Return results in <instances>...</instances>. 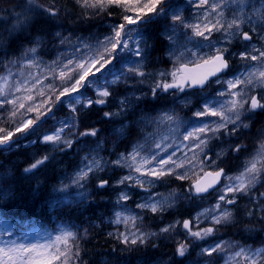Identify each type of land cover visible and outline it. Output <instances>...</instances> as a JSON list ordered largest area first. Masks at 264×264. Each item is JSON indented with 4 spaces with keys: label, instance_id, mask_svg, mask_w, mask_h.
I'll return each mask as SVG.
<instances>
[{
    "label": "snow or ice",
    "instance_id": "6c2138e0",
    "mask_svg": "<svg viewBox=\"0 0 264 264\" xmlns=\"http://www.w3.org/2000/svg\"><path fill=\"white\" fill-rule=\"evenodd\" d=\"M165 0H71L69 4L66 0L64 4L58 3V0H47V3L41 0H25L24 13L18 14L15 17V22L8 29V41L0 35V47H5L11 38L30 28L36 16H46L49 19H58L62 14L67 16L72 10V5L78 7L80 15L84 19H89L107 11L110 6L121 8L124 23L117 24L112 29V34L105 36L102 40H98L95 46L83 45L87 52L82 58H69L67 64L61 68L60 78L62 80H71L72 83L68 87H64L60 95L56 97L60 100L61 96L68 95L83 88L86 83H90L89 77L94 76L96 72L101 71L107 64H110L114 59V54L121 49H128L129 31H126L128 25L154 23L153 17L166 15L163 5ZM235 6L231 9V6ZM246 0H196L195 8L197 10L204 9L202 13L203 20L197 16L196 23L187 22L179 13H173L171 16V25L165 35L172 47L169 49L168 55L172 59L174 68L170 72L157 73V79L151 87V95L153 99L159 96V92L168 93L171 89H176L183 92L185 85H195L203 88L209 83L210 77H217L219 73L228 70L232 63V58L238 59L241 62V71L233 79L224 81L227 84L228 91H219L220 97H230V99L217 101L215 104L205 103L202 111L194 113L197 118L210 117L217 118L211 123H204L194 127L192 131L184 135L185 140H195L196 147L203 152L208 147L212 139H220V134L226 136L243 137L245 133L251 134L250 130L256 121V117L264 114V4L260 8L254 9L251 15L245 13ZM225 9L231 10V18H227ZM134 12L135 16L127 15L126 13ZM214 14V15H212ZM111 15V13H109ZM255 17V19H253ZM250 25L249 30H245V25ZM177 26L185 30H190L192 36L209 42V47H214L215 51L206 54L203 57L198 56L191 49H184L177 52L175 48L174 36L177 32ZM213 32L221 33L222 39L217 45L212 44ZM187 35V31L185 32ZM60 37V43H70L68 38L61 37L59 32L56 33ZM191 38H189L190 40ZM260 41V46H257L255 40ZM235 40L242 42V50L232 52L229 48ZM37 43H33L31 47H25L22 56H35L37 52ZM148 47L147 41L143 42L142 47H138L135 55L141 57V60L136 62L134 66H129L126 73H121L115 77L110 84H118L121 81L128 83L136 77L141 78L137 83H144V78L150 74L144 70L143 57ZM76 51H80V47H76ZM90 53V54H88ZM196 57V60L187 59L188 55ZM19 62L16 60H7L0 62L6 70L5 75H0V109H5L7 119L0 116V122L10 124L15 121L18 114V109H25L24 100H32V96L19 97L15 93H19L26 89L24 84H16L14 90L9 87V79L12 76L11 66ZM54 63L59 64L60 59ZM194 65L190 67L189 65ZM69 66H73L69 68ZM95 67V72L92 71ZM66 69L68 71H66ZM71 73V74H69ZM171 77V82L167 81V77ZM217 84L221 83L217 78ZM42 94V93H41ZM146 95V94H144ZM113 97V91L109 87L97 88L96 98L88 99L81 102L78 98L71 106V112L75 118L74 123L62 122L61 126L51 134L43 136V143L51 144L54 150L65 151L71 149L74 145L76 137H99V129L95 127H86L80 131V109L75 105L79 104L84 109H91L93 106H105ZM139 101L142 96H121L118 107L115 112L104 111L103 117L105 120H112L113 117L128 115L130 109H133L132 100ZM19 101V103H18ZM7 106H11L10 109ZM26 111L32 112V107H27ZM48 112L52 109L48 108ZM39 119V116L37 117ZM35 123L32 119H21L19 123H15L14 128L0 127V148L10 150L12 138L16 133H22L32 128ZM136 124H161L171 123L177 124L175 114L164 113L155 120L149 117H141ZM231 126V127H229ZM69 129V135H64L65 130ZM173 131L175 129H172ZM258 131V144L255 149L249 153L246 158L243 168L234 176H226L225 170L219 168L217 171L206 172L205 176L211 177V181L201 185L199 181L193 185L197 195L207 193L210 188H213L220 181L222 176L230 182L224 188L220 189L222 193L218 197V202L212 209H207L199 213L197 220L201 216L211 218L210 227L193 231L190 220L176 221L161 227L159 233L144 232L138 226V221H142V217L132 213L128 209H121L115 212V219L112 221L115 224H123L127 231L118 232L115 234V239L122 245L125 250L132 251L140 246L147 245L151 237L164 236L171 234L178 224H182L187 235L197 240H203L206 237L212 236L218 231L217 226L235 225L236 218L234 215V207L238 204L240 198L247 197L249 207H247L245 215L248 218L245 223L244 231H255V224L264 225V192L254 191L257 185L264 187V125ZM118 139H127L132 135V125L121 123L119 128L115 129ZM152 134L144 136L141 140L137 138L131 146L130 151L120 152L117 159L110 163L117 168H125L128 170L127 175H123L116 181V186L128 184L130 187H140L149 195L144 198L143 202L138 203L136 207L141 211H148L155 214H162L167 208L173 207L175 203V192L167 195L161 193H151L150 189L155 187L153 181L160 180L165 176L175 175L176 180L187 178V173L181 175L175 172V169L183 168V162H176L169 156L167 159L157 161L159 153H151L149 149V140L152 139ZM166 138V137H165ZM104 141L97 143L95 149H91L92 154H86L82 158V166L75 172L71 178V184L84 188L91 176L97 173L104 172L109 164L103 157L98 155L102 149ZM161 143L155 142V148L159 149ZM230 150L234 153L247 150L245 143L237 142L231 144ZM227 155L226 151L217 153V158ZM50 160V156H44L35 159L28 167L24 168L25 173H31L34 170L45 165ZM157 163L160 165L156 166ZM172 164L173 168L166 166ZM135 173L136 175H133ZM145 177L147 179H141ZM110 180L99 178L96 185L97 188L109 187ZM67 185L61 188V191L66 190ZM81 195H84L81 193ZM87 198V197H85ZM130 198L127 192H121L117 198V204L126 202ZM233 206V207H228ZM258 214V215H257ZM130 226V227H129ZM109 233V236H113ZM87 237V230L83 236H79L72 231H62L57 235L55 241L49 245H17L12 242V246L0 247V264H37L32 258V253L36 252L45 259L41 264H55L59 261L60 264H76L81 257L80 239ZM62 245V247H61ZM152 247H156L152 244ZM188 243L178 242L175 248V255L185 257L188 253ZM39 249V251H38ZM54 249V251H46ZM238 249V250H236ZM226 254L225 264H232L239 258L244 264H264V245L253 248L252 246H240L231 241L216 243L212 247L202 248L201 255L208 257L204 264H214L212 257L214 254ZM27 254V255H25Z\"/></svg>",
    "mask_w": 264,
    "mask_h": 264
},
{
    "label": "rangeland",
    "instance_id": "374dc122",
    "mask_svg": "<svg viewBox=\"0 0 264 264\" xmlns=\"http://www.w3.org/2000/svg\"><path fill=\"white\" fill-rule=\"evenodd\" d=\"M195 3H196V0H183L182 2L181 1L176 2V3L174 2L171 5V7L166 10V16H164V20H163L165 25L161 33H162V37L165 39L167 43L166 57L172 63L173 61L172 59L169 58V55H168L169 49L172 47V45L169 44V41L165 35L166 31L169 30L170 25H171V16L173 13H179L189 23H196L197 16H200L201 17L200 22L201 23L206 22L203 20V17H202V13L204 9L197 10L195 8ZM262 4H264V0H246L245 13L248 15H251L254 9L260 8ZM234 8H235L234 5L231 6V9H234ZM225 11H226L227 18H231V10L225 9ZM126 14L135 16L134 12H129ZM253 19H255V17H253ZM115 25L117 24H114L113 26H109L108 23H105L103 26L104 28L101 29L99 35H88L86 37H82L78 39L76 36H74L71 33L70 35L72 36L74 40L69 39V36H65L66 38H68V41H70V43L66 42L64 44H61L60 40L58 43H55V45L53 46L51 43L45 48V50L51 54V56L48 59L40 55L41 54L40 46L42 45L43 40L35 39L34 42L38 44L37 52L35 56L34 57L29 56L24 61H22L19 66H15L11 68L12 76L9 79L10 89L14 90L15 85L18 83L24 84L26 86V89H30V91L22 90L19 93H15V95L19 97H26L29 95L32 96V100L23 101L25 103V109H18V114L15 118V121L12 124L15 125V123H17L18 120L23 119V113H21V111L23 112L26 111L27 107H32L34 109V111L32 112L36 113L37 116H42L46 114L48 112L47 111L48 106H46V103H44V97L45 95L48 94L49 90L53 89L54 87H57L61 92L64 87H68L72 83L71 80H62L60 78V71H61V68L64 66V64H67V61L69 58L74 59V61L76 59L82 58L83 54L87 52V49H85L83 45L87 44V45L95 46L98 40H102L105 36L112 34V29ZM137 26L141 28L140 24L128 25L126 28V31H129V36L126 37V39H128V44H129L128 49L118 50L114 54V59L112 60L110 64H107L103 69H101V71L96 72L94 76L89 77L90 83H86L84 87L91 88L95 95V98H96L97 88L109 87L111 90H113L115 87L123 84L124 83L123 81H121L118 84H110L109 82L114 80L115 77L119 76L121 73H126V70L129 66H134L136 62L141 60V57H138L134 54L136 49L138 47H142V44H143V37L141 36L140 30ZM244 27H245V30H249L251 26L246 24ZM186 31H187V35H185ZM189 38L191 39L189 40ZM221 39H222L221 33L213 32L212 34V44L213 45H217ZM174 41H175V48L177 52L184 50L186 48V49H191L193 52H196L198 56L203 57L206 54H209L210 52L215 51L214 47H211V48L209 47L208 41H204L202 39L192 36V33L190 30H185L180 26H177V32L174 36ZM254 42L256 43L257 46H260V41L258 39L255 40ZM78 46L80 47V51H76V47ZM53 48H54V51L51 52ZM229 48L232 52L240 51L242 50V42L239 40H235L231 45H229ZM58 58L60 59V63L59 64L54 63V61H57ZM144 59H145V55L143 57V63H144ZM187 59L196 60V57H193L189 54L187 56ZM232 61L233 63H232L231 69L228 70L225 76L220 78L221 83L217 84L215 82L207 90L200 92V95L198 96V100H199L198 105L196 108L193 109V112H192L193 116H195L194 113L198 111H202L205 103L215 104L217 101L230 99V97H227V96L220 97L217 95V93L219 91L227 92L228 91L227 84L224 83V81L233 79L241 71V62L235 58H232ZM166 65L168 64H166L164 61H162L161 66L157 64L154 65V55L152 53V55L150 56V63L147 69H149L148 70L149 72L152 71L153 69H156V70L154 72H150L149 73L150 75L144 78L145 82L142 84H138L137 82H135V79H137L138 77L131 79L129 83L130 82L133 83L132 89L125 90L120 96H118L116 103L117 104L119 103V99L121 98V96H129L133 93L135 94V96H142V99H146L149 97L151 98L152 97L151 87L154 85L155 80L158 78L157 73L172 71V70L163 71L161 67L166 66ZM71 67L73 66H69V68ZM66 71L68 70L66 69ZM92 71L95 72V67H93ZM5 74H7L5 69L0 71V75H5ZM167 81L171 82L170 76L167 77ZM78 98L81 100V102L87 100L84 98V90H81V88L74 93L64 95L63 102H64V106L66 109L65 111L67 112V114L62 117H57L55 115L50 116L51 121L55 125H58V128L61 126L62 122H68L70 124L75 122V118L70 109H71V106H73L76 99ZM142 99H140L139 101H136L135 99H133L132 105L134 106L136 102H140ZM163 99L165 100L167 99V101H169V99L166 97H164ZM176 99H177L176 102L179 101L180 104L190 105L191 103L194 102L196 97L193 98L191 93H186L184 91L183 92L177 91ZM150 100L153 101L154 103L157 102V98L156 99L151 98ZM42 105L43 107H46V108H43ZM75 106L78 108V106L80 107L81 105L76 104ZM163 107H164L163 105L154 106V108H156L155 111H157L158 109L160 110ZM41 108H42V111L40 112ZM131 110L132 109H130V111ZM0 111H3V109H0ZM155 111L153 112L154 114L153 116H147V117L155 120L157 117L162 116L164 113H169V114L174 113L175 116L177 117V122L179 126L177 127V124H171V123H161L159 125L154 124V123L147 124V125L136 124L135 122L137 120H140L139 118H136L135 122H132L134 125H136V128H138L135 132L136 134H135V138L133 142L137 138L143 140L144 136L148 134H152L153 138L149 140L148 151L151 153H157V152L159 153V155L156 158L157 161H159L160 159H167L169 156H171L173 161L183 162L184 167L175 169V172L181 175H184L185 173H187V178L183 180L186 181L185 183L188 182V184L194 181L196 178H198L200 174H202L205 170L217 169L221 165L222 160L225 155L220 158H217V153L221 151H226V152L228 151L229 146L232 144L230 142L231 140H229L230 136L224 135L222 137L223 134H220L221 138L218 140L212 139L209 142L208 147L205 148L203 152L200 150V148L196 147L195 140H185L184 139V135L187 132L192 131L194 127L200 126L204 123H211L212 120H215L217 118H210V117L197 118L195 116L196 119L194 121L188 120L190 117V113H187V114L184 113L180 115L179 117L173 111V107L171 106L167 107L166 110L160 112L158 115L155 114ZM118 117L121 118L122 116H118ZM121 123L128 124V122H125V120H122V119L116 120L115 122L108 124V131H110V136L114 137V142H111L112 147L116 146V144L120 140L117 138L115 129L119 128ZM106 126L107 124L104 123V128ZM104 128H102L101 130H104ZM98 129L100 130V128ZM172 129H175V130L173 131ZM69 131H70L69 129H66L64 135L66 136L69 135ZM47 134H51V133H47ZM254 140L256 144L254 145V148L250 150L249 153H251L258 144V132L255 134ZM42 141H43V137L41 138L40 142L43 145H46L49 148L54 149L53 145L45 144ZM157 141L161 143V147L159 149L155 148V142ZM132 143L130 144L129 148L126 149L125 151L131 150ZM96 145H97V142H95L92 139H89V140L83 139L78 142L75 149H73L74 154L76 155L75 163L70 165L71 167L70 169L68 170L63 169L61 172H58L57 174L56 185L53 188V193L57 194V197L53 198V204L60 205V204H63V202L66 204L73 203V202H79L85 197H87L93 188L98 189L100 191L103 190V188H97L96 185L98 183L99 178L109 177L111 172L108 171L107 169L104 172H100L94 176H91L90 179L87 182H85L84 188H78L71 184L72 176L79 169V167L82 166V158L85 157L86 154L88 155L92 154L90 150L95 149ZM102 149L99 150L98 155L105 159V155L102 153ZM249 153L246 155V157L244 156V160L242 159L243 162L240 163L234 169H232L226 176H234L238 174L239 171L242 170L244 162L246 158L249 156ZM118 155L113 160L117 159ZM207 156L210 157L208 161H206ZM156 166L159 167L160 165L157 163ZM166 167L173 168L174 165L169 164ZM127 174H128V170L123 168L122 172L110 181L111 186L105 188L111 192L110 193L111 198L109 202L115 206L114 212L111 214V216L106 218L107 223H110L113 226H115V229L109 230L108 234L113 233L114 235L110 237L114 239L119 245H122V244H120L115 239V234L118 232H125L127 231V229L125 228L123 224H115L112 222L115 219L114 214L116 211L121 210V209H128L132 213L138 214L139 216H143L146 213L153 215V213L148 212V211L141 212L137 207H135L138 203L143 202L144 198L149 195L148 192H145L140 187H137L138 189L137 191L133 189V187H130L127 183L124 185L116 186V181L119 180L121 176L127 175ZM132 174L136 175L135 173H132ZM141 179H147V178L141 177ZM171 179L176 180L175 175L165 176L160 180H155L153 181L155 187L150 189L151 193H161L164 195H167L171 192H175L174 206L167 208L164 212H166L168 209H172L176 207L177 205H179V203H183L185 206L188 207L189 202L192 200L187 185H182L181 186L182 189H180L179 186L177 188L173 186L170 187L168 186V181ZM228 183L230 182L226 178H224L223 182L214 192L213 196H208V197L203 198V200L200 201L201 203L198 204L197 209L193 211L192 213H189L191 211L188 210L186 214L188 213L189 214L186 217H183L182 220L174 219L170 223H164L163 225H161L160 227L156 229L144 231V232L159 233V230L161 227H164L168 224L175 223L176 221L182 222L185 219L191 221V228L193 231L212 226L210 216L207 218L201 216L199 220H197L196 217L202 211L213 208V206L218 202V197L222 194L220 192V189L224 188ZM65 185H67L66 190L61 191L60 189L63 188ZM122 191L127 192L129 194L130 196L129 200L131 199V197H134L131 203L130 201H126V202H121L120 204H117V198ZM255 192L258 194V192H264V191H262L259 188ZM81 193H83L84 195H81ZM98 194L101 195L99 192ZM5 197H6V191L3 188V186L0 185V199L2 198L5 199ZM58 198H60L59 199L60 204L55 201V199L58 200ZM246 203H248L249 205L247 197L240 198L238 204L234 207V211L236 212L238 209L243 210V207L246 205ZM228 207H233V206H228ZM176 229L181 235H183V237L188 238L187 241H190V243H192L191 250L193 254L188 253L189 258L187 259L186 264H204V262L209 258L201 255L202 248L212 247L216 243H220V242H228L227 238L220 237L216 233L212 236L206 237L203 240H197L187 235V232L186 230L183 229L182 224H178ZM90 230L91 232H94L96 234L98 232L97 229L94 227L90 228ZM62 231H69V230L66 228H59L57 232L53 234L52 236H49L48 233H45L39 230H32L20 238V237H17L13 233L12 226L9 222L3 221L0 219V247H5V246L11 247L12 242H15L17 245H25V246L49 245L55 241L56 236L60 235ZM243 235L245 238H247L248 236L246 235H249V232H246L243 230ZM95 237L97 238L96 235ZM161 238H163V236L151 237L150 241L156 242ZM255 245L256 244H249V246H252L253 248ZM262 245H264V243H262ZM46 251H51V249H48ZM32 258L37 262V264H41V262L45 259L44 256H40L36 252L32 253ZM212 259L214 261V264H225L226 254L224 253L215 254V256H213ZM232 264H244V262L241 261L239 258H237L236 261L232 262Z\"/></svg>",
    "mask_w": 264,
    "mask_h": 264
},
{
    "label": "trees",
    "instance_id": "16d2710c",
    "mask_svg": "<svg viewBox=\"0 0 264 264\" xmlns=\"http://www.w3.org/2000/svg\"><path fill=\"white\" fill-rule=\"evenodd\" d=\"M22 1L24 2V0ZM41 2L43 1L41 0ZM64 2H66V0H64ZM68 3L70 4V2ZM79 13L80 12L76 11V8L72 5V10L69 15L73 14L79 19L75 25L71 24L68 21L67 16L63 14L58 19H49L43 15L36 16L33 21L39 22L38 26L43 24V26L57 31L69 28L70 32L67 33V35L72 33L74 36L75 30L81 32L83 36L90 34L98 35L100 34L101 29L104 28L103 26L105 23H108L109 25L124 23L122 19V15L124 14L121 13L120 9L116 6H110L104 13L89 19H84ZM109 13H111V15H109ZM18 14L20 13L18 12ZM153 20L155 21L154 23L144 24L141 29L148 40V48L150 51L161 52L162 41L160 38V29L163 25V20L159 17H153ZM14 36H16V34ZM21 44L22 46L23 44L29 45L28 43H22V41H19L15 42L13 49L17 51ZM147 108H154L153 102H148ZM99 123L100 119L98 116L90 110L83 115L81 130L83 131L86 127H103ZM0 127H10V124L1 122ZM15 153L19 160L26 161H34L45 155L44 152L41 153L38 148L33 147ZM64 159L69 165V159L67 157H64ZM53 160L54 158H51L45 165L40 166L39 170L32 175L25 173L23 169L19 167L18 162L13 163L17 179L19 180L15 185H11L10 193L5 199H0V215H2L3 219H9L13 222L15 231L19 233L23 232L25 228L31 227L32 225L52 229L56 223L75 228L78 231L79 236H83L85 230H87V237L79 240L81 257L76 264H180L174 263L171 260L174 250L172 247L173 244L171 243L158 242L156 243V247L149 245L145 248H135L132 251L126 250L124 252H116L114 246L110 242H106L99 236V231L96 234L90 230L94 225L100 224L105 215H98L93 212L94 205L102 203L99 200L94 201L92 198H90L91 200L88 198L81 201L79 204L64 206L60 209L54 208V211L52 212L51 203L54 197L52 188L57 173L55 167L56 161H54V163L52 162ZM61 165L62 162L59 166L61 167ZM200 203L201 202L196 201L193 198L189 202V205L191 206L188 208V210L191 211L189 213L195 211ZM188 214H185L184 217ZM180 242L185 243V240L183 239ZM188 242L190 241H187V243ZM177 243L175 245H177ZM106 260H109L110 262L101 263V261L105 262Z\"/></svg>",
    "mask_w": 264,
    "mask_h": 264
},
{
    "label": "bare ground",
    "instance_id": "6f19581e",
    "mask_svg": "<svg viewBox=\"0 0 264 264\" xmlns=\"http://www.w3.org/2000/svg\"><path fill=\"white\" fill-rule=\"evenodd\" d=\"M42 1H43V3H47V0H42ZM68 2H70V4H71V0H68ZM58 3L64 4L65 2L62 0H58ZM24 5H25V0H24V2L22 0H8V1L0 0V35L4 36L6 41H8V31L7 30L12 27L13 23L15 22V17L18 15V12L21 15L24 13V10H25ZM73 6L76 8V11H79V12L81 11L75 5H73ZM67 19L73 25H75L76 22L79 21V19L73 14L67 15ZM63 21H66V20H63ZM38 23L39 22H37V21H33L30 28H28L26 31H23L21 33H17L16 36H13L11 38L10 42H8L5 47H0V62H7V60L18 59L19 62L15 65L11 66V68H13L15 66H19L20 63L27 58V57L22 56V52H23L24 48L33 46L35 39H42L43 40L42 45L40 46V52H41L40 55H42L48 59L51 56V54L48 51H46L44 48H46L51 43L53 46V45H55V43L59 42L60 37H57L56 33L59 32L61 34V36H69L70 35V34L67 35V33L70 32L69 28H66L65 30L62 29V31H57L55 29L53 30L49 27H45V26H43V24L38 26ZM53 31H55L56 33ZM74 34L78 39L85 37L81 34V32L76 31V30H75ZM32 39H33V41H32ZM19 41H22V43L23 42L28 43L29 45L23 44V46H22V44H21L18 47V50L15 51V49H13V47L15 45V42H19ZM53 51H54V48H53V50H51V52H53ZM3 69H4V67L2 66V64H0V71ZM139 105H142V101L136 102L134 107H139ZM95 109L100 110V111H97L95 113L99 119L104 118L103 117L104 111H111V109L106 108V107L96 106ZM95 109L92 108L91 110L94 111ZM152 114H153V111L150 109V110L146 111L145 113L141 114L139 119H141V117L151 116ZM260 120H262V119H260ZM0 124H1V122H0ZM256 132H257V125L254 123L251 130H250L251 134L246 133V136L248 138L241 140L243 143H245L247 145V150H249L248 142L250 140L255 141L251 137H253L256 134ZM252 148H254V147H252ZM229 149H230V147H229ZM71 156H73V154H71L70 157ZM241 158H243V157H240V159ZM14 162H18L19 167L21 169H24V168L28 167L31 162H34V161H32V160L31 161L19 160V158L16 157L13 150H10V153L8 156L5 155L3 152H0V185L3 186V188L5 189L6 196L10 193L11 185H15L17 183V181L19 180V179H17V174H16V171H15L14 166H13ZM52 162H54V161H52ZM55 167L58 171L59 168H58L57 164ZM68 167L69 166L65 162V159H63L61 168L67 169ZM38 170L39 169L34 170L33 172H31L29 174L32 175ZM107 170L111 171L112 174H114L115 167L111 164L107 167ZM108 178L109 177H104V179H108ZM259 188L262 191H264V187H260L259 185L255 189V191H257ZM133 198L134 197H131V199L129 200L130 203L132 202ZM59 199L60 198H58V200L55 199V201L57 203H59L60 202ZM100 199H101L102 203H99L98 205L95 204L94 205L95 207H93L94 208L93 212L98 214V215L106 214L108 212L110 214H112L114 212L115 206L104 198H100ZM249 206H247V207H249ZM189 207H191L189 204L187 207L183 203H179V205H177L176 207H174L172 209H168L166 211V216L164 218L166 220V223H170L174 219L182 220L184 215L187 213ZM247 207L243 210L238 209L236 212L234 211L236 223L240 227H242V229H244L245 223L248 220V218L245 215ZM146 216L150 219L151 222L158 221V219L152 217L151 214H149V213H146ZM173 233L174 232H172L171 234H168L169 237H171L173 235ZM249 234L252 237V239L257 240V241H261L264 243V226H262L261 224L256 223L255 224V231L249 232ZM233 235H234V238L230 241L233 243H237L238 240L241 238V230L237 229L236 231L233 232ZM164 237H165V235L163 236V238ZM175 248L173 250V256L171 258L172 262L180 263V264H186V261L189 258V255H186L185 257L176 256L175 255Z\"/></svg>",
    "mask_w": 264,
    "mask_h": 264
},
{
    "label": "water",
    "instance_id": "95a60500",
    "mask_svg": "<svg viewBox=\"0 0 264 264\" xmlns=\"http://www.w3.org/2000/svg\"><path fill=\"white\" fill-rule=\"evenodd\" d=\"M190 67H193V66H190ZM211 78H213V77H210L209 78V80L211 79ZM193 86H195V85H193ZM195 87H200V86H195ZM211 177H207V176H203L200 180H199V182L201 183V185H204V184H206V183H208V182H210L211 181ZM197 183V182H196ZM196 183H194V184H196ZM219 183V182H218ZM218 183H216L215 185H214V187L218 184ZM193 184V185H194ZM193 185H192V187H193ZM213 187V188H214ZM213 188H210L209 190H208V192L209 191H211ZM193 189L195 190V188L193 187ZM196 193V192H195ZM204 194V193H203ZM197 195V194H196Z\"/></svg>",
    "mask_w": 264,
    "mask_h": 264
},
{
    "label": "flooded vegetation",
    "instance_id": "af4514ba",
    "mask_svg": "<svg viewBox=\"0 0 264 264\" xmlns=\"http://www.w3.org/2000/svg\"><path fill=\"white\" fill-rule=\"evenodd\" d=\"M264 116V114H260V115H258L257 117H256V119H260V117H263Z\"/></svg>",
    "mask_w": 264,
    "mask_h": 264
}]
</instances>
